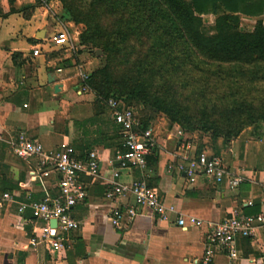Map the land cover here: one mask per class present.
Wrapping results in <instances>:
<instances>
[{
    "label": "crops",
    "instance_id": "obj_1",
    "mask_svg": "<svg viewBox=\"0 0 264 264\" xmlns=\"http://www.w3.org/2000/svg\"><path fill=\"white\" fill-rule=\"evenodd\" d=\"M58 28L41 0H0V196H12L0 210V264H203L209 222L262 210L264 136L240 135L230 142L206 136L197 142L176 123L156 117L151 127L158 149L148 157L145 173L125 169L119 181L145 179L174 211L162 219L148 210L130 222L125 218L124 227L116 229L109 220L112 208L133 204L134 198L105 196L118 166L113 115L91 89L82 91L85 70L78 64L92 51L74 52L52 43L50 36ZM21 136L40 140L49 151L70 144L96 150L101 158L96 178L81 176L88 196L71 212L80 228L54 254L41 241L32 244L41 219L29 205L54 194L58 175L43 179L36 161L16 155L14 144ZM203 154L219 156L242 176L240 186L231 188L228 178L214 183L197 167L188 172L191 161ZM180 216L186 227L178 224ZM190 217L204 225L190 226ZM237 248L236 258L218 252L210 264H264L263 233L238 238Z\"/></svg>",
    "mask_w": 264,
    "mask_h": 264
},
{
    "label": "rangeland",
    "instance_id": "obj_2",
    "mask_svg": "<svg viewBox=\"0 0 264 264\" xmlns=\"http://www.w3.org/2000/svg\"><path fill=\"white\" fill-rule=\"evenodd\" d=\"M41 2L58 30L68 33L74 52L92 48L89 58L78 64L89 76L90 89L128 91L126 104L138 111L141 121L152 112L140 109L142 96H147L167 100L190 129L163 112L156 117L176 123L197 142L230 133L245 139L264 136V60L217 62L199 52L188 37L168 36L172 28L163 15L166 6L162 0L152 8H145L141 0ZM200 17L208 27L206 35L253 31L264 24V14L239 15L237 21H220L213 14ZM164 33L169 41L161 38ZM140 89L145 91L138 95Z\"/></svg>",
    "mask_w": 264,
    "mask_h": 264
},
{
    "label": "built area",
    "instance_id": "obj_3",
    "mask_svg": "<svg viewBox=\"0 0 264 264\" xmlns=\"http://www.w3.org/2000/svg\"><path fill=\"white\" fill-rule=\"evenodd\" d=\"M50 41L56 45L73 49L72 41L67 32H55L50 36ZM34 54H40L39 49H34ZM83 78L82 91H90L86 83L89 76L81 70ZM107 105L111 109L114 122L120 127L123 145L117 148L115 160L118 166L113 172V179L105 191V196L110 200L132 196L133 204L117 205L112 208L109 220L116 229L124 227L125 218L134 220L138 215L151 211L162 219H167L172 206H167L159 197L156 190L150 187L145 179H137L130 183L119 181L121 171L136 168L143 174L147 169L148 157L158 149L154 130L150 126L142 127L138 111L126 104L124 100L110 98ZM17 156L37 162L38 171L43 179L58 175L57 185L53 195H48L42 201H34L29 207L34 215L41 219L38 237L32 239V244L39 241L45 243L51 253L63 249L70 233L80 228V224L72 217V209L78 204L86 202L88 196V183L83 181V173L96 178L101 171V158L96 150L82 153L70 144H63L56 150H46L38 139L21 136L14 144ZM200 169L205 176L214 183H220L228 178L231 188H238L243 181L236 171L224 165L219 156L201 155L191 161L188 172L193 173L195 168ZM10 193L0 196V210L6 201L11 200ZM26 205L21 207L24 211ZM56 220V225L52 221ZM178 224L186 227L187 220L180 216ZM190 226L204 225V221L195 217L188 219ZM209 242L203 264H210L216 253L226 252L236 258L238 238H254L258 232L264 234V199L262 210L257 215H244L235 212L220 222H209Z\"/></svg>",
    "mask_w": 264,
    "mask_h": 264
},
{
    "label": "trees",
    "instance_id": "obj_4",
    "mask_svg": "<svg viewBox=\"0 0 264 264\" xmlns=\"http://www.w3.org/2000/svg\"><path fill=\"white\" fill-rule=\"evenodd\" d=\"M164 1L165 8L162 10L163 15L168 18L171 23L172 31L168 36L177 39L176 36L185 40L186 37L194 44L195 48L206 55L213 61H241L243 59H262L264 60V24L260 23L253 31H241L239 29L231 32L220 31L216 35H206L204 30L208 27L205 26L201 20L202 14H213L219 17L220 21L224 20H238L239 15L249 17H260L264 14V0H162ZM145 8H152V5L159 6L161 0H141ZM70 14V13H68ZM218 20V22H219ZM164 33L161 38L167 36ZM167 41L169 38L166 37ZM179 40V39H178ZM89 51H93L92 48ZM89 79V78H88ZM89 80L87 84L89 85ZM95 91V92H94ZM93 92L102 104L107 107V101L110 98L124 100L126 102L129 92L118 87H111L107 90L100 88ZM145 89H140L138 95ZM136 94L135 91H133ZM144 99L141 103L140 109L142 112L152 111L151 114L144 116L142 122L143 128L151 126L159 112H163L171 117L172 121L179 122L184 128L190 129L187 122L182 120L179 112H174L167 100L157 98L155 100L147 99V96H142ZM177 110V109H176ZM171 112L173 114L171 115ZM174 115V116H173ZM95 118H91L85 122L93 123ZM264 119V118H263ZM114 122V120H113ZM116 137L111 138L117 140L113 145L115 149L121 148L123 145V137L120 133V127L114 122ZM219 137V135H216ZM236 135L226 134L224 139L230 142L235 139ZM77 149V148H76ZM82 153L89 152L88 149L78 148ZM157 149L155 150V152Z\"/></svg>",
    "mask_w": 264,
    "mask_h": 264
},
{
    "label": "water",
    "instance_id": "obj_5",
    "mask_svg": "<svg viewBox=\"0 0 264 264\" xmlns=\"http://www.w3.org/2000/svg\"><path fill=\"white\" fill-rule=\"evenodd\" d=\"M98 54H101V50H98ZM59 90H60V87L56 86V91H59ZM52 224L56 225V220L52 221Z\"/></svg>",
    "mask_w": 264,
    "mask_h": 264
}]
</instances>
